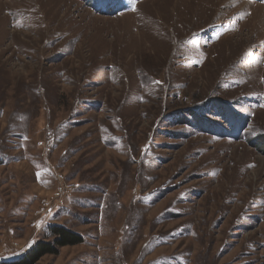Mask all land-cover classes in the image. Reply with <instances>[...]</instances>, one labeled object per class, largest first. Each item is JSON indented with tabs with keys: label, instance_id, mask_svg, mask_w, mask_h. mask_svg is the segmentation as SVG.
<instances>
[{
	"label": "rangeland",
	"instance_id": "rangeland-1",
	"mask_svg": "<svg viewBox=\"0 0 264 264\" xmlns=\"http://www.w3.org/2000/svg\"><path fill=\"white\" fill-rule=\"evenodd\" d=\"M53 226L37 264H264V0H0V264Z\"/></svg>",
	"mask_w": 264,
	"mask_h": 264
},
{
	"label": "trees",
	"instance_id": "trees-1",
	"mask_svg": "<svg viewBox=\"0 0 264 264\" xmlns=\"http://www.w3.org/2000/svg\"><path fill=\"white\" fill-rule=\"evenodd\" d=\"M48 232L51 236L50 242L34 243L20 258L9 264H37L44 256L57 255L60 248L83 243V238L80 235L61 226L50 227Z\"/></svg>",
	"mask_w": 264,
	"mask_h": 264
},
{
	"label": "built area",
	"instance_id": "built-area-1",
	"mask_svg": "<svg viewBox=\"0 0 264 264\" xmlns=\"http://www.w3.org/2000/svg\"><path fill=\"white\" fill-rule=\"evenodd\" d=\"M57 181L56 190L48 198L41 199L39 203V208L36 210V219L33 225H38L42 223L43 218L48 215L62 209L65 205L66 200L73 197L76 191V184L74 182H66L65 178L60 174L55 175Z\"/></svg>",
	"mask_w": 264,
	"mask_h": 264
}]
</instances>
